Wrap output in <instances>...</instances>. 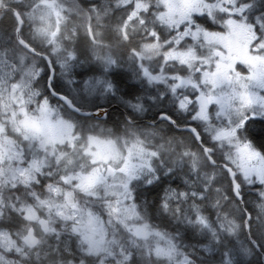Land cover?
<instances>
[{
  "label": "snow or ice",
  "instance_id": "6c2138e0",
  "mask_svg": "<svg viewBox=\"0 0 264 264\" xmlns=\"http://www.w3.org/2000/svg\"><path fill=\"white\" fill-rule=\"evenodd\" d=\"M0 264H264V0H0Z\"/></svg>",
  "mask_w": 264,
  "mask_h": 264
}]
</instances>
